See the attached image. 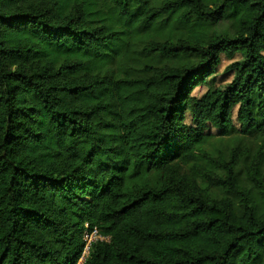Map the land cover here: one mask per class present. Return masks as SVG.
I'll list each match as a JSON object with an SVG mask.
<instances>
[{"label":"trees","instance_id":"trees-1","mask_svg":"<svg viewBox=\"0 0 264 264\" xmlns=\"http://www.w3.org/2000/svg\"><path fill=\"white\" fill-rule=\"evenodd\" d=\"M263 135L264 0H0V264H264Z\"/></svg>","mask_w":264,"mask_h":264},{"label":"rangeland","instance_id":"rangeland-1","mask_svg":"<svg viewBox=\"0 0 264 264\" xmlns=\"http://www.w3.org/2000/svg\"><path fill=\"white\" fill-rule=\"evenodd\" d=\"M240 60L239 54H234L231 57H226L222 55L220 57V63L216 67L214 73L210 77V83L208 86L197 87L193 94L195 96H201L205 93L206 89L210 86H219L225 85L233 78V72L229 69L231 64ZM187 116V115H186ZM189 122V119L186 120ZM237 127V124H234ZM212 134L215 133L211 131ZM263 145L264 148V135L262 139L258 138H249V137H218L212 138L204 144L203 151L207 153L211 158L215 159L216 162H220V157L227 159L228 153L233 148H239L244 154L242 155V159L240 161L241 166H247L252 161V157L256 154L255 150L259 145ZM210 169V167H209ZM241 177L244 176L243 173L240 174ZM210 193L219 197L220 194L216 190H210Z\"/></svg>","mask_w":264,"mask_h":264},{"label":"built area","instance_id":"built-area-1","mask_svg":"<svg viewBox=\"0 0 264 264\" xmlns=\"http://www.w3.org/2000/svg\"><path fill=\"white\" fill-rule=\"evenodd\" d=\"M98 240H107V238L104 239L100 237L96 229H92L90 231H87V230L84 231V234H83L84 248H83L80 258L78 259L77 264H82L85 261L88 255L90 245Z\"/></svg>","mask_w":264,"mask_h":264}]
</instances>
